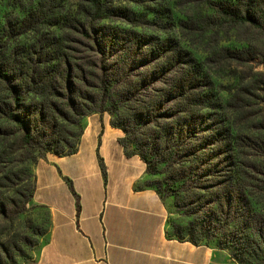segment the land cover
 <instances>
[{"label":"trees","instance_id":"16d2710c","mask_svg":"<svg viewBox=\"0 0 264 264\" xmlns=\"http://www.w3.org/2000/svg\"><path fill=\"white\" fill-rule=\"evenodd\" d=\"M196 1L222 25H250L264 36V0ZM12 6L23 14H9L0 27V264H19L49 233L40 225L29 233L15 229L34 197L31 164L48 153H76L83 119L105 112H128L113 125L149 174L165 175L154 182L163 199L175 197L187 216L200 214L197 202L211 203L206 218L171 236L197 245L232 236L245 186L259 172L234 143L232 121L217 129L208 118L219 109L211 83L167 35L174 21L167 0H12Z\"/></svg>","mask_w":264,"mask_h":264},{"label":"crops","instance_id":"0c3cea01","mask_svg":"<svg viewBox=\"0 0 264 264\" xmlns=\"http://www.w3.org/2000/svg\"><path fill=\"white\" fill-rule=\"evenodd\" d=\"M82 128L76 153H48L33 165L29 206L51 221L35 264H234L224 249L171 236L174 199L161 197L158 177L123 146L110 113L85 117Z\"/></svg>","mask_w":264,"mask_h":264},{"label":"rangeland","instance_id":"374dc122","mask_svg":"<svg viewBox=\"0 0 264 264\" xmlns=\"http://www.w3.org/2000/svg\"><path fill=\"white\" fill-rule=\"evenodd\" d=\"M167 3L174 15L172 29L167 35L178 40L196 59L203 71L202 76L211 83L208 93L216 99L219 109L212 110L208 118L219 123L217 129L222 128L225 121H232L234 143L240 145L244 161L254 165L259 172L258 181L251 187L245 186L243 215L233 222L229 230V233L233 232L232 236L220 234L210 244L229 252L234 264H264V36L250 25H222L214 10L196 0H167ZM11 13L23 14L12 6V0H1L0 27ZM144 32L157 33L151 30ZM111 115L114 120H119L126 118L128 112L122 110ZM221 130L222 137L226 134L231 136L228 131ZM128 149L135 152L133 144ZM204 167L207 168V165ZM29 169L33 173V164ZM157 177V183L165 179L162 174ZM202 191L206 198L212 199L211 189ZM172 198L174 206L169 222L171 235L177 230L185 233V229L195 219L206 218L207 210L211 207V203L206 201L197 202L194 205H202L200 214L187 216L177 205L175 197ZM255 222L261 227L254 229ZM35 225L50 231L48 211L28 208L20 216L15 229L29 233L30 227ZM38 250L39 247L31 251L27 258H20L19 264H35Z\"/></svg>","mask_w":264,"mask_h":264}]
</instances>
